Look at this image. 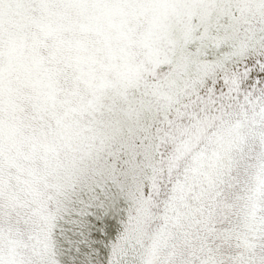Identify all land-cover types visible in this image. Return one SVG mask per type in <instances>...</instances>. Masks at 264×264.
<instances>
[{"label":"snow or ice","instance_id":"snow-or-ice-1","mask_svg":"<svg viewBox=\"0 0 264 264\" xmlns=\"http://www.w3.org/2000/svg\"><path fill=\"white\" fill-rule=\"evenodd\" d=\"M0 264H264V0H0Z\"/></svg>","mask_w":264,"mask_h":264}]
</instances>
